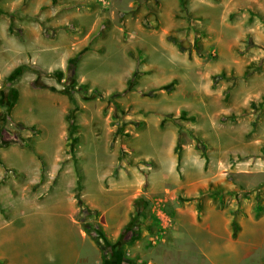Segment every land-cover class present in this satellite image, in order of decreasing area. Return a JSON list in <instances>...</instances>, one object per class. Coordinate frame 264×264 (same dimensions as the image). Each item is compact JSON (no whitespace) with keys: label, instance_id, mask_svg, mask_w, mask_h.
I'll use <instances>...</instances> for the list:
<instances>
[{"label":"rangeland","instance_id":"obj_1","mask_svg":"<svg viewBox=\"0 0 264 264\" xmlns=\"http://www.w3.org/2000/svg\"><path fill=\"white\" fill-rule=\"evenodd\" d=\"M19 44L20 67L0 74V224L16 199L79 209L80 174L103 222L129 214L110 240L138 263L213 264L201 229L238 219L260 241L241 264H264V0H0V52ZM53 219L50 249L28 241L37 264L68 244Z\"/></svg>","mask_w":264,"mask_h":264},{"label":"crops","instance_id":"obj_2","mask_svg":"<svg viewBox=\"0 0 264 264\" xmlns=\"http://www.w3.org/2000/svg\"><path fill=\"white\" fill-rule=\"evenodd\" d=\"M22 49V46L19 44L10 53H4V51L0 52V74L4 71V68L16 69L20 67L23 60ZM7 62L8 65L6 66ZM24 160L32 161L33 164L35 162L34 165L39 163V161L36 160V157L24 158L18 156L15 159H10L6 154L2 164L8 167L11 166L12 168H16V163H18L17 161ZM27 172V170L21 167L19 173L24 175ZM75 182L77 184L78 180ZM46 183L49 184V181L43 182V191L48 187L45 185ZM45 199L46 198L40 200L39 197H33L28 200L16 199L14 200L15 202L13 201L11 203L4 202V205L1 208L5 210L11 209V215L9 216L10 218H7L0 224V264H29V262H32L30 264H37L35 262L36 259L32 260L33 255L28 254V257H25V252L30 251V249H28V241L33 240L36 236L41 242L40 247H44L45 250L50 249L51 243L57 235V230L58 232L60 230L55 228L56 224L54 221L56 219H53L55 216L64 218L62 219L64 221V227H62L61 230L64 232L63 235L68 243L65 246V252L62 255L60 264H103L102 253L99 247L89 237L78 220L79 209L74 207L72 202L71 204L73 207H66L64 209V204L60 202L43 204L45 203ZM16 201H19V203H16ZM113 209L114 208L107 209L105 213V222L101 220V214L99 215V222L103 225L109 239H111V236L115 237L117 235V237H119L124 227L128 224L130 218L129 214L125 217L123 214H120L119 209ZM120 215L122 217H120ZM237 221L240 227L237 235H234L233 221H229V224L227 223L223 229L212 227L201 229V231L203 230L205 233L206 238L198 239L196 244L205 255L211 258L213 264H223L221 261L222 257L235 258L236 262L233 264L244 263L243 261H245V259H250L251 250H255L260 247V241L256 238V233H251L253 230L250 229L248 225L243 224V220L239 221L237 219ZM231 222L232 225L230 224ZM197 225L200 226L201 224L197 223ZM41 227L44 228L41 229ZM36 228H40L41 232L33 233L32 235L28 234ZM247 234L249 235L248 237ZM73 235L78 236L79 239L72 238L71 236ZM88 242L93 246H96L99 251L95 262L81 257L82 248ZM221 254L222 257L217 259L221 256Z\"/></svg>","mask_w":264,"mask_h":264},{"label":"trees","instance_id":"obj_3","mask_svg":"<svg viewBox=\"0 0 264 264\" xmlns=\"http://www.w3.org/2000/svg\"><path fill=\"white\" fill-rule=\"evenodd\" d=\"M178 40V39H175ZM181 48L185 50V47L183 44H180ZM82 88H85L83 85ZM73 126V124H72ZM81 175L78 174V182H77V193H76V199L79 206V216L78 220L80 221L83 229L86 231V233L89 235V237L97 244L99 247L101 253H102V259L103 264H107L109 262V254H112V252L118 250L120 251V258L122 264H144V263H138L135 260H133L129 255L124 254L123 250V241L121 239H118L115 242H112L109 237L107 236L103 225L99 222V215L100 212L96 208H92L88 203H86L81 198ZM148 205V202L143 198L139 197L135 201V210L136 214L139 215L143 210H145V206ZM238 211H233L234 215H237ZM233 228H234V235H237V232L239 231V223L236 219H233Z\"/></svg>","mask_w":264,"mask_h":264},{"label":"built area","instance_id":"obj_4","mask_svg":"<svg viewBox=\"0 0 264 264\" xmlns=\"http://www.w3.org/2000/svg\"><path fill=\"white\" fill-rule=\"evenodd\" d=\"M14 123L11 119H6L5 123H4V130H3V133H8L9 131H11V129H13Z\"/></svg>","mask_w":264,"mask_h":264}]
</instances>
